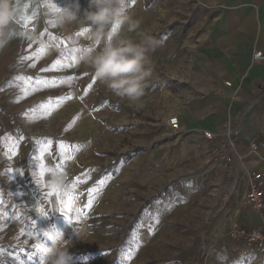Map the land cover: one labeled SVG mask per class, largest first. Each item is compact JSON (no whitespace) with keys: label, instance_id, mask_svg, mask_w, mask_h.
<instances>
[{"label":"rangeland","instance_id":"1","mask_svg":"<svg viewBox=\"0 0 264 264\" xmlns=\"http://www.w3.org/2000/svg\"><path fill=\"white\" fill-rule=\"evenodd\" d=\"M146 5L155 10L148 29L121 37L155 38L147 53L148 89L157 86L156 75L168 87L190 57L188 44L208 8L201 0ZM104 99L110 110L100 118L103 126L70 128L63 142L59 130H49L40 145L61 164V155L70 159L81 144L96 141L92 155L85 154L87 172H38L36 157L22 159V172H12V161L0 163V264H41L37 244L67 247L71 264H264L228 236L238 223L233 202L244 200L242 192L232 194L233 178L206 161L160 160L156 149L166 142L167 127L113 94Z\"/></svg>","mask_w":264,"mask_h":264},{"label":"crops","instance_id":"2","mask_svg":"<svg viewBox=\"0 0 264 264\" xmlns=\"http://www.w3.org/2000/svg\"><path fill=\"white\" fill-rule=\"evenodd\" d=\"M147 1L130 0L128 6L140 22L137 32L147 30L154 18L155 10L146 5ZM201 1L208 8L206 16L188 44L190 57L171 76V85L165 87L160 83L163 76L156 75L157 86L147 87L143 99L131 104L143 116L167 127L166 142L157 146L156 154L174 165L210 163V143L202 136L203 130L221 128L231 117L240 116L253 100L257 103L243 119L236 152L247 153L253 140L264 142V61L254 59L257 50H264V0ZM75 2L13 0L15 19L0 29V163L12 161V172H22L20 163L25 157L42 162L38 172H87L85 154L92 155L96 141L80 145L82 149L70 158L76 163H64L70 161V154L61 155L62 165L40 145L52 135L49 130H59L63 142L70 128L93 129L97 123L103 126L100 118L110 110L104 97L112 93L79 61L81 50L95 48L96 43L81 40L77 33L83 31H78L75 23L54 22L58 7ZM78 2L81 10L88 6V0ZM22 17L27 18V26ZM179 61L174 59V63ZM93 80V87L87 89ZM226 81L232 82V87L225 86ZM235 94L241 101L232 111ZM96 104L99 106L94 110ZM172 116L179 118L180 132L171 131L168 119ZM35 145L37 151L30 155ZM245 164L251 169H264V156H249ZM233 203V218L240 225L258 224L245 200Z\"/></svg>","mask_w":264,"mask_h":264},{"label":"clouds","instance_id":"3","mask_svg":"<svg viewBox=\"0 0 264 264\" xmlns=\"http://www.w3.org/2000/svg\"><path fill=\"white\" fill-rule=\"evenodd\" d=\"M57 9L55 23H75L88 41L96 43L95 48L84 47L79 55V61L91 70L94 79L115 97L138 104L146 95L152 75L147 53L156 40L149 34L141 35L139 40L121 37V32L136 33L140 27L139 20L128 10L127 0H88L83 10L76 0ZM15 16L13 0H0V29L11 25ZM108 37L115 42H108ZM47 264H71L68 248H50Z\"/></svg>","mask_w":264,"mask_h":264},{"label":"built area","instance_id":"4","mask_svg":"<svg viewBox=\"0 0 264 264\" xmlns=\"http://www.w3.org/2000/svg\"><path fill=\"white\" fill-rule=\"evenodd\" d=\"M80 38L83 41H88L85 34ZM254 59L264 61V50H257L254 53ZM225 86L232 87V82L226 81ZM240 101L239 95H233L230 109L233 111L234 104H238ZM256 103L257 100H253L247 104L240 116L231 117L221 128L203 130L202 136L210 143L209 162L211 166L233 178L232 194L239 195L242 192L245 203L258 220V224L255 226L232 223L228 228L230 240L243 243L254 254L264 257V169H251L245 164L249 156L263 158L264 142L253 140L249 144L247 153L238 154L236 152L243 119ZM168 125L174 132L181 131L177 116L170 117Z\"/></svg>","mask_w":264,"mask_h":264},{"label":"snow or ice","instance_id":"5","mask_svg":"<svg viewBox=\"0 0 264 264\" xmlns=\"http://www.w3.org/2000/svg\"><path fill=\"white\" fill-rule=\"evenodd\" d=\"M57 10L58 9H56V11ZM21 19L24 20L25 26H27V22H28L27 18L22 17ZM83 34H84V32L77 33L78 36H82ZM59 63H60V61H57V64H59ZM43 70L47 71V70H50V69H43ZM94 83H95V80H93L92 83H90L87 86V89H91L93 87ZM85 95H87V90L85 91ZM90 206H91V200L89 201V207ZM44 235L47 237L49 234H48V232H44ZM36 248L38 250L39 255L41 256V264H43V261L47 258V255H48V252H49V248L46 247V246H43L41 244H37Z\"/></svg>","mask_w":264,"mask_h":264}]
</instances>
